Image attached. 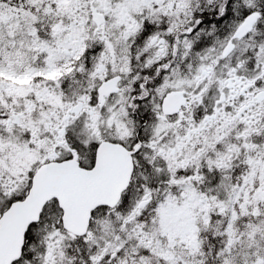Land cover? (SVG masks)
<instances>
[{
    "label": "snow or ice",
    "instance_id": "1",
    "mask_svg": "<svg viewBox=\"0 0 264 264\" xmlns=\"http://www.w3.org/2000/svg\"><path fill=\"white\" fill-rule=\"evenodd\" d=\"M0 264H264V0H0Z\"/></svg>",
    "mask_w": 264,
    "mask_h": 264
}]
</instances>
